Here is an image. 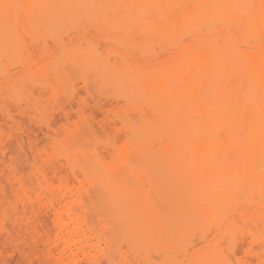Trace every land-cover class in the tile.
<instances>
[{
    "label": "bare ground",
    "instance_id": "6f19581e",
    "mask_svg": "<svg viewBox=\"0 0 264 264\" xmlns=\"http://www.w3.org/2000/svg\"><path fill=\"white\" fill-rule=\"evenodd\" d=\"M0 59V234L7 185L28 264H264V0H0ZM29 89L61 91L63 135Z\"/></svg>",
    "mask_w": 264,
    "mask_h": 264
},
{
    "label": "rangeland",
    "instance_id": "374dc122",
    "mask_svg": "<svg viewBox=\"0 0 264 264\" xmlns=\"http://www.w3.org/2000/svg\"><path fill=\"white\" fill-rule=\"evenodd\" d=\"M66 24V23H65ZM65 24H63L62 22H60V23H58L56 26H55V23H54V25L53 26H55L54 27V29L55 28H57L58 26H62V27H60L61 28V30L60 31H62V32H64L65 30H66V28L67 27H70L69 25L68 26H66ZM63 25H65V26H63ZM65 28V29H64ZM71 28V27H70ZM70 28H69V30H70ZM59 29V28H58ZM68 29V28H67ZM57 30V29H56ZM64 30V31H63ZM67 31V30H66ZM40 33V32H39ZM70 33H73V30H70ZM65 38L64 39H66V37L67 36H64ZM89 38L88 37H86V39L82 42L83 44L88 40ZM47 41V42H46ZM45 42H46V45H48L49 47H52V46H54V43L52 42V40L51 39H46L45 40ZM62 43L63 44H66V43H68V40L66 41L65 40V42H64V40H62ZM51 45V46H50ZM53 48V47H52ZM52 48H50V50L52 49ZM47 50H48V53H50L49 51V49L47 48ZM68 50H70V48L68 49ZM109 58V57H108ZM107 57H102V59H108ZM1 60V59H0ZM100 60H101V58H100ZM0 63H2V61H0ZM0 66H1V64H0ZM83 70V71H82ZM87 69H85L84 70V68L82 69V68H78L77 70H72V69H70V68H66V71L68 72V73H65V70H63L62 72H61V74H66V75H64V77L63 78H65V76H67V78L64 80V81H61L62 79V75L59 73V76L61 75V77H60V79L59 78H57V80L59 81H61L60 83H62V82H64V83H66V84H70L71 85V82L70 83H67V81L69 80V79H71V81H72V83H74L73 85L75 86H77L76 88H74L75 89V91H76V89H80V87H81V89H82V79L83 78H87V79H89L88 77V75L90 74V71H86ZM86 71V72H85ZM64 72V73H63ZM94 72V71H93ZM85 73H87L88 75H87V77L85 76ZM94 76H92V79H91V77H90V81L92 82V85H91V87H90V89H92L93 87L95 88V86H97V85H95L93 82H95V81H98L99 83H100V88H98V90L100 89L101 91H103V93L104 94H106L105 95V97L107 96L108 97V102L107 101H105V102H107V106H109L108 108H111L110 107V105H108V104H110V103H112V101H113V99H112V94L116 91V88L111 84V82H110V80H105L102 76H100V75H98V73H96V72H94ZM58 76V77H59ZM97 78H96V77ZM29 81H31L32 82V84L34 85L33 86V88L36 86L37 88L38 87H40V85L36 82V81H34V78H32V77H29V78H27ZM25 80V85H27V89L28 88H30L32 85H30L31 84V82L30 83H27V81L28 80ZM55 79V78H54ZM94 79V80H93ZM96 79V80H95ZM2 81V80H1ZM55 81V83H56V79L54 80ZM54 81H52V82H54ZM2 83V82H1ZM58 84V85H65L66 86V84H64V83H62V84ZM81 83V84H80ZM99 83H98V85H99ZM0 85H2V84H0ZM72 85V87H74ZM55 86V85H54ZM64 86V87H65ZM78 86H79V88H78ZM35 87V89H36V92H37V88ZM62 86H59V88H61ZM70 86L68 85V88H66L65 87V91L63 90V92H62V94L64 93V92H66V90L68 91V89H70L69 88ZM58 88V87H57ZM93 88V89H94ZM31 89H32V87H31ZM31 89H29V91H30V93H28L29 95L31 94V96H32V98H35L37 95H38V92L36 93L37 95H35V92L34 93H31ZM40 89V88H39ZM62 89H64L63 87H62ZM61 89V90H62ZM92 89V90H93ZM59 90V89H58ZM84 90V89H83ZM83 90H81V91H79V90H77L76 92L77 93H79V95H82V92H85V91H83ZM28 91V92H29ZM90 91V90H89ZM92 91H90V93H91ZM71 93V92H70ZM99 93H100V91H99ZM98 93V94H99ZM32 94H34V96L32 95ZM61 94V91H57V89H52L51 91H49L48 92V95H53L56 99H57V102H59L58 103V106H59V104L65 99V97H66V95H68V93L67 94H65L64 96ZM92 95L94 94V93H91ZM103 94V95H104ZM48 95H46L45 94V96L44 95H42L43 96V99L45 100L46 98H47V96ZM101 95V94H100ZM100 95L99 96H97L96 97V99H98V100H101V99H99L100 98ZM103 95H101V97L103 96ZM42 96L41 97H39V96H37V97H39V99L36 97L35 98V100L36 99H38L37 101H39L40 100V98L42 99ZM82 96H85V94L83 93V95ZM93 97H95V96H93ZM99 97V98H98ZM110 98V99H109ZM48 99V98H47ZM104 99V97L102 98V100ZM106 100H107V98H105ZM1 100H3V102H6V97L0 92V105H1ZM34 100V99H33ZM41 100L42 102H41V104L43 105V103L44 102H47V106H50V105H52V103H54L55 101H53V100H51V101H53V102H51V104L49 105V103L48 102H50V101H48V100ZM101 100V101H102ZM44 101V102H43ZM103 101V102H104ZM57 102H55V103H57ZM34 103L36 104V102L34 101ZM54 103V105H52L53 106V108H54V106L56 105L57 106V104H55ZM3 104V103H2ZM45 105V107H43L42 108V106L40 107V106H38V108L40 107V108H42L43 109V111H45V110H47V109H49L50 110V108H52V107H50V108H48L47 106H46V104H44ZM57 106V107H58ZM47 107V108H46ZM57 107H56V109L54 108L53 110H57ZM36 105H35V111H36ZM39 108V109H40ZM38 110V109H37ZM49 110H47L48 112H49ZM34 111V112H35ZM39 111V110H38ZM42 110H40V112H41ZM42 111V112H43ZM47 111H45V113L43 112V114H47ZM51 111H52V109H51ZM32 113V111H30L29 112V116L28 117H26V118H28L27 120V123L28 122H30L31 121V123L32 124H34L35 126V128H36V126H38V128L40 127L36 122H35V120H34V117H36L38 114L37 113H39V112H36V114L37 115H34L35 113ZM42 112L41 113H39V115L40 116H43L42 115ZM54 112V111H53ZM56 112V111H55ZM55 112L52 114L53 116H55L56 118H54V119H56V120H53V121H56V126L58 127V129L61 131V133L63 132V130H64V128L62 127V125L63 124H65V119H64V117H63V115H62V113H60L58 110H57V113H56V115H54L55 114ZM101 112V111H100ZM100 112H98V116H100V117H98V123H99V118L101 119V114H100ZM49 113H51V112H49ZM95 113H97V111L95 112ZM44 115V116H45ZM49 115V114H48ZM97 115V114H96ZM50 116V115H49ZM53 116H52V118H53ZM37 117H39V116H37ZM0 118H1V116H0ZM4 118V117H3ZM26 118H24V119H26ZM5 119V118H4ZM3 119V121H4V124L2 123L3 121H2V119H0V124H2V125H4L5 127L7 126L6 124H9L8 125V127L10 128V131H12L11 129V127H13V126H11L12 124H10L9 123V121L8 120H4ZM5 121H8V123H6L5 124ZM26 121V120H25ZM11 122V121H10ZM95 122H97V121H95ZM12 123V122H11ZM26 122H24V124H25ZM27 123L25 124V125H27ZM55 123V122H54ZM29 124V123H28ZM94 125V124H93ZM96 125H98V130H99V124H96ZM2 127V126H1ZM26 127V126H25ZM31 127L32 128H34L32 125H31ZM30 128V124H29V126L26 128V129H28L27 130V132H29V129ZM5 129H7V132H8V128L6 127ZM40 129H41V127H40ZM39 129V130H40ZM36 130V129H35ZM35 130L33 131V129H31L30 131H33L32 132V137L34 136L35 138L33 139L34 141H36V143H37V140H38V138L40 137V138H42V137H44L45 136V134L47 133V135H46V137H48V134H51V132H46V130L45 129H42L43 130V132H44V130H45V133H39L40 131H38V129L36 130V131H38V132H36L37 133V136L38 135H41V136H39V137H36V135H34L33 133L35 132ZM9 131V132H10ZM95 131V130H94ZM100 131V137L99 136H97L99 139H100V141L103 139V140H105L104 142L106 143V139H105V137H106V133H104L101 129L99 130ZM39 133V134H38ZM14 134V133H13ZM43 134H44V136H43ZM94 134H95V132H94ZM98 134V135H99ZM30 135V134H29ZM62 135H63V133H62ZM92 135V134H91ZM15 137V136H14ZM22 137H24V136H22ZM88 137H91V138H88ZM88 137H87V139H85L84 141H85V144L86 143H88L89 142V145L87 146H85V147H87V149L90 147V149H92L94 152H97V151H100L101 149L103 150L104 148H101V147H103L104 146V144L103 143H101L102 145H99V143H98V145H99V147L101 148V149H99V147H98V145H97V143L95 142V141H97V137H96V135L94 136V137H96V139L95 140H93L92 139V137H93V135L92 136H90V134L88 135ZM36 138H37V140H36ZM14 138H12L11 140H13ZM24 140V142H25V139L26 138H23ZM44 139H45V137H44ZM42 139L43 140V142L45 141V140H47V139ZM58 140H61V139H63V137L60 135L58 138H57ZM93 140V141H91V140ZM15 140H17L16 138H15ZM41 139L40 140H38V143H40V144H44V143H42L41 141H42ZM49 140V139H48ZM48 140H47V142L45 141V144L46 143H48ZM86 140H88L87 142H86ZM90 140V141H89ZM108 140V139H107ZM14 141V140H13ZM40 141V142H39ZM12 142V141H11ZM15 142H18V140L17 141H15ZM14 142V143H15ZM121 142V141H120ZM83 143V142H82ZM16 144H18V143H16ZM120 144V143H119ZM118 144V145H119ZM10 145H12V143H10ZM10 145H7V146H9L10 147ZM26 145V144H25ZM24 145V147H27V145L25 146ZM49 145H51V144H49ZM41 146V145H40ZM44 146V145H43ZM42 146V147H43ZM12 147H13V145H12ZM19 146L17 145V148H18ZM23 147V148H24ZM37 147H39V146H37ZM42 147H40V148H42ZM8 148V147H7ZM6 148V149H7ZM11 148V147H10ZM17 148H16V146L14 147V148H12V149H16V152L18 151V153H20L19 151H20V149L18 148V150H17ZM5 149V155L4 156H2V154H1V151H3V149L0 147V157H1V159H3V160H5L6 162H8L9 161V158L10 157H12V154L10 155L9 154V156H8V153L10 152V150H6ZM25 149V148H24ZM27 149V148H26ZM25 149V150H26ZM43 149L45 150V146L43 147ZM48 149V151H49V146L47 145V148H46V150ZM24 150V152H21V153H23L22 155H24V153L27 151H25ZM40 150V149H39ZM44 150H42L41 149V151H44ZM9 151V152H8ZM14 151V150H13ZM50 151H52V149H50ZM49 151V152H50ZM91 151V150H90ZM48 152V153H49ZM27 153H28V151H27ZM26 153V154H27ZM99 153H103L104 154V151L103 152H99ZM14 154H16L17 155V153H14ZM24 155L23 157H26L27 155ZM16 155H14V156H16ZM20 155V154H19ZM28 156H29V153H28ZM27 156V157H28ZM17 157H20V156H17ZM23 157L21 158V160L23 159ZM6 158V159H5ZM20 159V158H19ZM26 159V158H25ZM24 159V161H22V162H26V160ZM8 160V161H7ZM20 161V160H19ZM20 163V162H19ZM26 165V164H25ZM19 166H20V164H19ZM21 167V166H20ZM22 167H24V164H23V166ZM25 167H27V166H25ZM24 167V168H25ZM25 170V169H24ZM23 170V171H24ZM27 170V169H26ZM25 170V171H26ZM14 204H15V202H14V199H13V197H12V194H11V191H10V189L7 187V185H6V203L4 204V207H3V209L6 211V216H7V220H6V225H7V230H8V232L7 233H4V234H0V252H1V257H0V259H3V261L5 262V264H28L29 262H27L28 261V259L27 258H24V257H27L26 256V254H25V256L23 257L22 256V254L21 253H24V252H17L16 250H15V245H16V239H17V230H16V228L14 227V225H13V222H12V218H13V214H12V211H11V208L14 206ZM168 210V208H167V206L166 205H164L163 206V208H162V211L163 212H166ZM42 219H43V223H44V226L46 227V228H50V223H49V221H48V219L46 218V217H44V216H42ZM24 251H25V249H24ZM26 251H27V249H26ZM21 254V255H20ZM155 257L156 256H153V259H155ZM156 260H158V262L156 261ZM159 260H160V258L157 256L156 257V259L154 260V264H158L159 263ZM155 261L157 262V263H155ZM33 264H38L36 261H33ZM162 264H163V262H162Z\"/></svg>",
    "mask_w": 264,
    "mask_h": 264
},
{
    "label": "snow or ice",
    "instance_id": "6c2138e0",
    "mask_svg": "<svg viewBox=\"0 0 264 264\" xmlns=\"http://www.w3.org/2000/svg\"><path fill=\"white\" fill-rule=\"evenodd\" d=\"M5 7H11V6H5Z\"/></svg>",
    "mask_w": 264,
    "mask_h": 264
}]
</instances>
